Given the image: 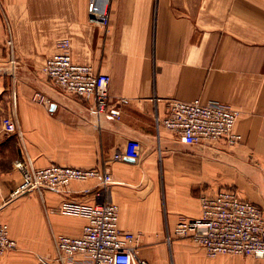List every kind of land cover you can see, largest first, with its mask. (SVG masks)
Instances as JSON below:
<instances>
[{
  "label": "crops",
  "instance_id": "obj_1",
  "mask_svg": "<svg viewBox=\"0 0 264 264\" xmlns=\"http://www.w3.org/2000/svg\"><path fill=\"white\" fill-rule=\"evenodd\" d=\"M87 4L0 0V221L17 241L0 264L36 259L56 235L80 234L85 219L60 212L64 197L115 202L120 229L140 235L137 253L148 264H264L166 238L180 218L199 214L203 190L226 183L264 211V0H110L107 24L90 20ZM63 40L75 62L110 75L119 118L106 112L97 123L85 98L48 80L43 66ZM172 98L237 109L240 142L189 145L157 128ZM11 119L16 131L7 132ZM25 158L105 167L113 183L98 198L89 192L94 180L74 181L66 194L44 188L11 197L21 180L15 161Z\"/></svg>",
  "mask_w": 264,
  "mask_h": 264
},
{
  "label": "built area",
  "instance_id": "obj_2",
  "mask_svg": "<svg viewBox=\"0 0 264 264\" xmlns=\"http://www.w3.org/2000/svg\"><path fill=\"white\" fill-rule=\"evenodd\" d=\"M110 0H88L90 20L107 24ZM60 51L47 58L43 72L48 80L65 93L81 96L88 101V112L97 123L108 112L119 118L120 110L109 103L110 75L97 72L92 65L75 62L66 50L68 42L59 43ZM35 99L43 100L39 92ZM164 116L156 117V127L163 126L186 144L215 143L224 140L229 146L241 140L235 130L239 111L218 100L203 101L169 99ZM7 132L16 131L13 119L4 123ZM118 157V155H115ZM15 167L21 180L11 197L44 188L66 194L74 181L94 180L89 192L103 197L113 179L105 167H79L51 163L35 166L29 158L18 159ZM200 212L194 217H182L172 228V235L189 238L202 246L210 256L233 254L264 257V211L254 202L243 198L237 189L222 187L214 193H202ZM64 215L85 219L79 235L58 234L54 237L57 259L64 264H148L138 256L140 235L119 227V207L111 199L89 203L64 197L59 205ZM171 238V236L169 235ZM9 226L0 221V255L16 247Z\"/></svg>",
  "mask_w": 264,
  "mask_h": 264
},
{
  "label": "rangeland",
  "instance_id": "obj_3",
  "mask_svg": "<svg viewBox=\"0 0 264 264\" xmlns=\"http://www.w3.org/2000/svg\"><path fill=\"white\" fill-rule=\"evenodd\" d=\"M43 70V69H42ZM241 138H242V136H241ZM240 142V141H239ZM238 142V143H239ZM237 143V144H238ZM236 145V144H235ZM235 145H233V146H235ZM18 160V159H17ZM241 170L242 169H244L243 167H241L240 168ZM250 170V172L253 170V168H249ZM226 171H228L227 169H225ZM229 173V171L228 172H224V174L226 175V174H228ZM232 175H234V171H232ZM232 184V185H231ZM233 185H234V187L236 186L237 187V184L236 183H226V184H223V185H221V186H223V187H225V186H231V187H233ZM206 188H209V186H207ZM206 188H204V189H206ZM236 189V188H235ZM243 190H245V189H243ZM205 191V192H204ZM207 191H210V190H207ZM206 190H203V192L202 193H209V192H207ZM201 193V194H202ZM200 194V195H201ZM256 204V203H255ZM258 205V204H257ZM261 209H262V207L260 206V205H258ZM192 217H194V216H192ZM169 235L171 236V238L169 237ZM166 238L168 239V240H171L172 238H179V237H174L173 235H172V229L170 230V231H168L167 232V236H166ZM182 239V238H181ZM183 239H189V238H183ZM191 240V239H190ZM192 241V240H191ZM17 242V241H16ZM195 243V242H194ZM198 245V244H197ZM17 246V245H16ZM200 246V245H199ZM202 247V246H201ZM16 248V247H15ZM14 248V249H15ZM139 248V247H138ZM13 250V249H12ZM32 256H34V255H30V256H28V259L27 258H25V259H21L20 260V262H18V263H15V261H12V263L11 264H61V262L57 259V254H56V250H55V247H54V240H53V246L52 247H50L45 253H41L40 255H35L36 256V259L34 258H32ZM240 256H242V255H240ZM140 257V256H139ZM142 258V257H141ZM40 259V260H39ZM146 260V259H145ZM147 261V260H146ZM68 262H65L64 264H67ZM148 263V262H147ZM76 264V263H75Z\"/></svg>",
  "mask_w": 264,
  "mask_h": 264
}]
</instances>
